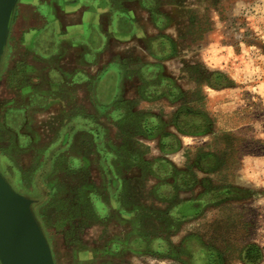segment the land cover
<instances>
[{"label": "rangeland", "instance_id": "374dc122", "mask_svg": "<svg viewBox=\"0 0 264 264\" xmlns=\"http://www.w3.org/2000/svg\"><path fill=\"white\" fill-rule=\"evenodd\" d=\"M194 6L202 14L204 3L195 0ZM200 16H195L187 37H177L172 52L166 43L156 44L162 50L158 65L148 57L129 61L131 99L119 102L118 108L130 110L115 118L128 126L117 134L123 140L115 150L119 157H134L137 172L123 181L116 200L112 193L107 201L121 206L118 213L127 217V225L138 214L145 240L133 245L140 251L138 260L120 256L118 244L109 264H264V0H225L209 20V13ZM108 92L111 95L112 89ZM142 127L151 139L160 130L161 148L148 140L138 143ZM3 151L9 153L10 148ZM103 152L108 156L109 150ZM75 158L65 165L66 171L77 166ZM149 158L169 159L178 174L164 161L148 163ZM32 159H16L24 175L22 185L4 172L17 192L39 197L47 174L43 177L44 170L38 171L42 165L32 164ZM47 165L51 170V163ZM75 182L88 181L67 180V187L59 189L64 195L46 197L36 208L56 264H75L74 244L65 247L56 226L61 215L73 214L68 206L78 201L71 184ZM85 195L81 203H86ZM131 204L143 205L144 211L130 212ZM91 214L101 220L110 215L102 205ZM106 231L116 233L114 227ZM85 237L83 245L94 250L89 231Z\"/></svg>", "mask_w": 264, "mask_h": 264}, {"label": "crops", "instance_id": "0c3cea01", "mask_svg": "<svg viewBox=\"0 0 264 264\" xmlns=\"http://www.w3.org/2000/svg\"><path fill=\"white\" fill-rule=\"evenodd\" d=\"M194 1L20 0L17 5L0 73V169L3 174L7 169L13 174L9 176L11 180L22 185L24 175L16 159L32 156V164L42 165L38 171L43 169L42 176L47 174L40 191L51 200L54 194L64 195L59 189L64 184L67 187V180L89 182L82 183L83 189L81 183H71L76 186L73 196L78 201L68 206L73 214L64 213L56 225L65 247L74 244L70 249L75 251V264H109L114 260L110 252L118 244L122 245L118 247L120 256L140 258L139 249L133 246L145 240L138 214L134 213L133 224L127 225V217L118 213L123 210L121 206L107 201L112 193L115 200L120 195L123 181L135 176L137 171L132 165L138 162L134 157L117 156V142L123 140L117 134L128 125L115 118L130 110L118 108L119 102L131 99L129 61L148 57L158 65L156 60H161L162 50L156 44L166 43L172 52L177 37H187L188 30H193L195 16L209 13V20L225 4V0H196L204 3L201 14ZM85 129H89V139L83 137ZM141 131L138 143H160V130L154 131L158 135L153 134V139L146 136L144 127ZM3 133L8 139L3 138ZM9 137L11 141L7 143ZM2 148H10L9 153ZM106 149L109 153L104 157ZM72 156L77 166L68 172L65 165L72 163ZM56 157L63 158L65 164ZM146 161L152 165L164 161L166 168L177 173L169 159ZM83 195L86 203L79 201ZM96 203L108 206L110 215L106 219L96 215L93 218L91 213L99 208ZM143 207L131 204L128 209L138 213L140 209L144 211ZM87 223L91 227L88 230ZM121 225L127 226L125 232ZM110 227L116 233H107ZM87 231L96 250L83 245Z\"/></svg>", "mask_w": 264, "mask_h": 264}, {"label": "water", "instance_id": "95a60500", "mask_svg": "<svg viewBox=\"0 0 264 264\" xmlns=\"http://www.w3.org/2000/svg\"><path fill=\"white\" fill-rule=\"evenodd\" d=\"M20 0H0V71ZM47 197L17 192L0 169V264H56L36 208Z\"/></svg>", "mask_w": 264, "mask_h": 264}, {"label": "trees", "instance_id": "16d2710c", "mask_svg": "<svg viewBox=\"0 0 264 264\" xmlns=\"http://www.w3.org/2000/svg\"><path fill=\"white\" fill-rule=\"evenodd\" d=\"M42 195H40L39 197H41ZM33 197H35V196H33ZM39 197H36V198H39ZM43 202H45V200L43 201ZM43 202L41 203V204H43ZM40 204V205H41ZM40 220V219H39ZM41 222V221H40ZM42 224V223H41ZM43 226V225H42Z\"/></svg>", "mask_w": 264, "mask_h": 264}, {"label": "flooded vegetation", "instance_id": "af4514ba", "mask_svg": "<svg viewBox=\"0 0 264 264\" xmlns=\"http://www.w3.org/2000/svg\"><path fill=\"white\" fill-rule=\"evenodd\" d=\"M2 171V170H1ZM5 174V173H4ZM8 179V178H7ZM8 180H10V179H8ZM11 182V181H10ZM12 184V183H11Z\"/></svg>", "mask_w": 264, "mask_h": 264}]
</instances>
